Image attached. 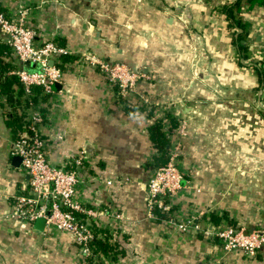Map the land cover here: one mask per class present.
<instances>
[{
	"label": "crops",
	"instance_id": "obj_1",
	"mask_svg": "<svg viewBox=\"0 0 264 264\" xmlns=\"http://www.w3.org/2000/svg\"><path fill=\"white\" fill-rule=\"evenodd\" d=\"M37 1L0 0V10L15 17ZM26 23L36 45L50 40L72 56L42 97L41 132L50 164L76 169L78 199L100 214L88 220L94 256L85 258L66 233L7 217L28 176L12 152L20 126L6 121L23 104L0 91V264H264V247L225 253L214 234L264 224V0H50ZM85 51L143 73L136 92L118 95ZM21 65L0 31V81ZM157 121L168 150L180 142L176 215H198L201 230L147 216ZM181 121L187 134L176 139Z\"/></svg>",
	"mask_w": 264,
	"mask_h": 264
},
{
	"label": "built area",
	"instance_id": "obj_2",
	"mask_svg": "<svg viewBox=\"0 0 264 264\" xmlns=\"http://www.w3.org/2000/svg\"><path fill=\"white\" fill-rule=\"evenodd\" d=\"M49 1L38 0L36 5L27 4L18 9L15 17H9L0 10V31L22 64L10 71L16 76L22 90V94L15 97L23 104L16 108L21 125L12 141V152L20 157V165L28 176L26 190L14 196L7 217L28 224L42 218L45 225L69 235L78 244L79 254L85 258L94 256L91 249L94 235L88 220L97 218L100 212L85 207L78 199L80 179L76 169L50 164L45 150L46 141L41 132V126L47 119L44 114L47 103L42 97L47 99L53 93V84L62 81L63 71L56 66V62L61 55L68 53L50 40L36 45L35 31L27 26V14ZM82 57L86 63L98 68L117 88V94L121 97H131L136 92L137 81L144 76L141 72L130 70L122 62L107 61L91 51H85ZM49 60L53 61L52 65L48 64ZM31 64L36 68L29 69ZM142 100L148 103L146 97ZM16 103L15 100L11 105ZM171 133L168 131L166 135ZM186 134V124L181 121L176 129V139ZM179 153L180 142L176 140L170 146L166 163L157 166L149 177L146 183V211L150 219H157V215H161L165 224L188 234L201 230V224L198 215L178 216L173 207V200L182 187L183 179L176 164ZM75 163L80 166L81 158L78 157ZM204 233L208 232L205 230ZM214 234L225 253L241 251L252 256L264 247V224L250 231L226 225L217 228Z\"/></svg>",
	"mask_w": 264,
	"mask_h": 264
},
{
	"label": "trees",
	"instance_id": "obj_3",
	"mask_svg": "<svg viewBox=\"0 0 264 264\" xmlns=\"http://www.w3.org/2000/svg\"><path fill=\"white\" fill-rule=\"evenodd\" d=\"M71 58L72 56L67 53L61 55L58 62H56V66L62 68L63 63ZM0 91L5 97L4 102L6 104H11L12 102H14L13 100L18 101L19 99L15 96H19L22 94L21 86L19 85L18 80L15 76H3L2 80L0 81ZM19 120L21 121V117L16 112H12L6 119L9 126H12L14 124L20 126L21 123H19ZM149 130L151 140L159 151V156L155 158L157 167L166 163L169 158L168 143L165 139L164 131L163 129H161V123H159L158 121L153 123L150 126Z\"/></svg>",
	"mask_w": 264,
	"mask_h": 264
},
{
	"label": "water",
	"instance_id": "obj_4",
	"mask_svg": "<svg viewBox=\"0 0 264 264\" xmlns=\"http://www.w3.org/2000/svg\"><path fill=\"white\" fill-rule=\"evenodd\" d=\"M44 58V57H42ZM48 64L49 65H52L53 64V61L52 60H49L48 61ZM31 65H34V64H31ZM60 87V84L59 83H54L52 88H59ZM14 158L16 159V162H19L20 161V157L19 156H14ZM17 165V164H15ZM34 226L36 229L38 230H42L43 229V226H44V220L42 218H38L35 220V223H34Z\"/></svg>",
	"mask_w": 264,
	"mask_h": 264
},
{
	"label": "rangeland",
	"instance_id": "obj_5",
	"mask_svg": "<svg viewBox=\"0 0 264 264\" xmlns=\"http://www.w3.org/2000/svg\"><path fill=\"white\" fill-rule=\"evenodd\" d=\"M259 105H261V107L264 108V107H263V106H264V102H262V101L259 102Z\"/></svg>",
	"mask_w": 264,
	"mask_h": 264
}]
</instances>
